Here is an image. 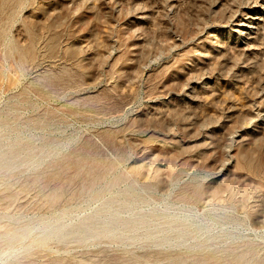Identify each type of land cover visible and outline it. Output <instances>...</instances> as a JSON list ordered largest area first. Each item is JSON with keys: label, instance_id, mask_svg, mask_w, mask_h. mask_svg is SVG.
Instances as JSON below:
<instances>
[{"label": "rangeland", "instance_id": "1", "mask_svg": "<svg viewBox=\"0 0 264 264\" xmlns=\"http://www.w3.org/2000/svg\"><path fill=\"white\" fill-rule=\"evenodd\" d=\"M0 264H264V0H0Z\"/></svg>", "mask_w": 264, "mask_h": 264}, {"label": "bare ground", "instance_id": "2", "mask_svg": "<svg viewBox=\"0 0 264 264\" xmlns=\"http://www.w3.org/2000/svg\"><path fill=\"white\" fill-rule=\"evenodd\" d=\"M254 9H255V7L253 6V7H250L247 11H249L250 12L249 14L251 15L252 12L255 11ZM255 19H257V18H255ZM239 24L240 25L238 27H240V26H246V24H248L249 26H252V27L255 26V25H257L256 24V21H251V22L250 21H241ZM242 30H244V29H242Z\"/></svg>", "mask_w": 264, "mask_h": 264}]
</instances>
